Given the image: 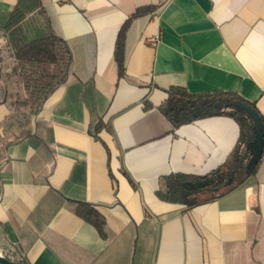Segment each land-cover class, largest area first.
<instances>
[{
	"label": "crops",
	"instance_id": "obj_1",
	"mask_svg": "<svg viewBox=\"0 0 264 264\" xmlns=\"http://www.w3.org/2000/svg\"><path fill=\"white\" fill-rule=\"evenodd\" d=\"M16 2L0 0V15ZM47 3L82 80L25 122L0 79V253L26 264H264V153L222 197L186 189H203L189 208L167 184L228 173L241 128L226 115L174 127L161 110L181 87L237 94L264 116V0ZM128 19L121 76L115 50ZM9 85L7 95L22 94ZM80 205L103 217L105 236Z\"/></svg>",
	"mask_w": 264,
	"mask_h": 264
},
{
	"label": "trees",
	"instance_id": "obj_2",
	"mask_svg": "<svg viewBox=\"0 0 264 264\" xmlns=\"http://www.w3.org/2000/svg\"><path fill=\"white\" fill-rule=\"evenodd\" d=\"M47 4V0H17L9 13L0 15V44L4 43L0 45V79L3 82L5 97L10 100L16 112L24 116L25 122L41 111L46 100L58 88L82 80L75 70L70 42L56 32ZM150 10V7L137 10L131 19L147 14ZM131 19L123 25L116 44L115 60L121 76L125 73V38ZM12 81L22 88V94L10 92L7 95ZM85 81L93 82V77ZM168 94V99L161 105V110L174 127L200 118L226 115L234 118L241 128L240 144L244 145L252 140L251 128L254 123L246 112H239L233 106L223 110L215 108L216 104L223 105L224 101L231 103L245 101L239 95L215 93L197 96L181 87L171 88ZM249 104L256 110L254 104ZM196 107L199 111L194 114L192 110ZM260 116L264 125V116ZM102 127L101 121L93 126L92 135L97 137ZM23 134L28 136L30 132L25 130ZM233 157L235 160L230 166V171L223 174L225 177H234L233 182L223 185L214 183L220 190L207 201L230 193L254 173L256 167L250 173L246 171L249 155L244 148L241 147L240 151L236 149ZM183 181L176 179L168 183V193L192 208L199 204L193 195L203 189L186 190L182 187ZM76 213L93 225L101 236H105V221L97 210L89 205H80ZM1 253L10 260L17 261L9 253ZM17 262L26 264L24 260Z\"/></svg>",
	"mask_w": 264,
	"mask_h": 264
},
{
	"label": "water",
	"instance_id": "obj_3",
	"mask_svg": "<svg viewBox=\"0 0 264 264\" xmlns=\"http://www.w3.org/2000/svg\"><path fill=\"white\" fill-rule=\"evenodd\" d=\"M230 106H233L237 111L239 112H246L254 123V139L252 141L247 142L243 145L247 155H249L247 164H246V171L250 173L253 168L259 163L263 153H264V125L261 119V116L259 113L247 102L238 100L233 103L224 101V104H216L215 108L219 110H223L224 108H228ZM199 109L196 107L192 110V113H197ZM215 183L214 179H207L204 181H198V182H184L182 184V187L184 189H191L195 190L198 188H206L211 186ZM229 183H232V180H229ZM0 264H25L22 262H17L10 260L5 255L0 253Z\"/></svg>",
	"mask_w": 264,
	"mask_h": 264
},
{
	"label": "flooded vegetation",
	"instance_id": "obj_4",
	"mask_svg": "<svg viewBox=\"0 0 264 264\" xmlns=\"http://www.w3.org/2000/svg\"><path fill=\"white\" fill-rule=\"evenodd\" d=\"M212 178L215 180V183L217 185H219V184L223 185V184H226V183L230 184L229 180H232V182L234 180V177H225V176H223V174H219V173L214 175ZM212 185H215V184H212ZM217 185L212 186V187L214 189H217V188H219Z\"/></svg>",
	"mask_w": 264,
	"mask_h": 264
}]
</instances>
